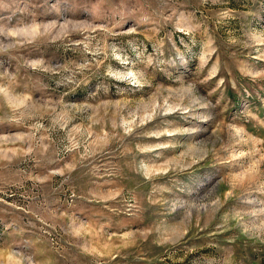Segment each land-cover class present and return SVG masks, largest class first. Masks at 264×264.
Instances as JSON below:
<instances>
[{
	"label": "rangeland",
	"instance_id": "obj_1",
	"mask_svg": "<svg viewBox=\"0 0 264 264\" xmlns=\"http://www.w3.org/2000/svg\"><path fill=\"white\" fill-rule=\"evenodd\" d=\"M0 264H264V0H0Z\"/></svg>",
	"mask_w": 264,
	"mask_h": 264
}]
</instances>
